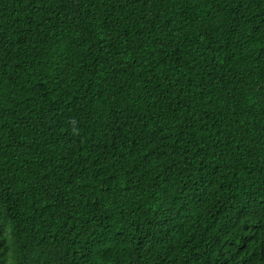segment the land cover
I'll return each instance as SVG.
<instances>
[{"label":"trees","instance_id":"trees-1","mask_svg":"<svg viewBox=\"0 0 264 264\" xmlns=\"http://www.w3.org/2000/svg\"><path fill=\"white\" fill-rule=\"evenodd\" d=\"M0 264H264V0H0Z\"/></svg>","mask_w":264,"mask_h":264}]
</instances>
